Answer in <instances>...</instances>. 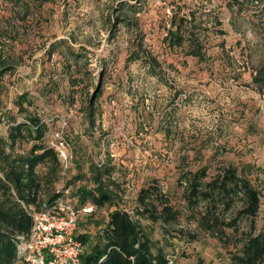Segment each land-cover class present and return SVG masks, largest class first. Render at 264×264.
Returning <instances> with one entry per match:
<instances>
[{
	"label": "rangeland",
	"instance_id": "rangeland-1",
	"mask_svg": "<svg viewBox=\"0 0 264 264\" xmlns=\"http://www.w3.org/2000/svg\"><path fill=\"white\" fill-rule=\"evenodd\" d=\"M226 5L227 0H0V55L15 67L0 72V137H7L13 116L24 119L15 101L26 94L33 103L25 105L29 112L48 126L46 141L71 146L67 168L55 173L51 166L39 167L43 200L61 193L79 206L78 190L94 187L92 166L116 169L115 203L79 221L78 234L90 238L86 251L115 209L134 218L138 194L150 182L157 181L184 209L180 174L204 167L210 181L223 167L247 166L262 194L255 222L264 229V92L253 84L264 63V15L232 18ZM192 13L205 46L203 61L166 42L172 16ZM216 18L221 27L214 25ZM141 42L160 63V78L143 62L130 61ZM68 46L87 58L74 63ZM187 216L172 228L195 235V241L141 220L153 251L162 250L170 264H234L237 249ZM248 231L249 221H243L241 232Z\"/></svg>",
	"mask_w": 264,
	"mask_h": 264
},
{
	"label": "trees",
	"instance_id": "trees-1",
	"mask_svg": "<svg viewBox=\"0 0 264 264\" xmlns=\"http://www.w3.org/2000/svg\"><path fill=\"white\" fill-rule=\"evenodd\" d=\"M226 6L232 18L241 17L248 11L257 16L264 15V0H227ZM30 12L28 8L24 19L28 18ZM192 15V18L178 14L172 16L166 42L173 49H182L186 56L203 61L206 58L205 46L194 30L196 16ZM214 25L221 27L223 22L216 18ZM217 33L226 35L223 30H217ZM6 35L9 33L1 34ZM64 43L54 44L50 54H54ZM67 52L74 63L87 58L72 46L67 47ZM130 61L143 62L152 77L160 78L161 65L157 58L144 50L143 42L139 51L132 53ZM14 68L0 55L2 75ZM253 84L264 92V63L258 68ZM95 100L89 102L87 109L90 119L95 118ZM25 105L30 108L33 103L28 95L23 94L15 101V106L24 119L18 121L13 116L7 137H0V264H17L19 238H28L33 227L32 208L39 211L44 201L62 196L57 193L48 200L42 198L43 183L39 167L51 166L56 173L61 164L56 150L46 141L47 124L41 117L29 112ZM25 144L30 147L24 148ZM115 171V167L108 163L92 166L94 187L78 190L76 194L80 206L90 204L103 208L113 205L118 197L115 189L120 188L113 180ZM249 173L247 166L240 169L231 165L221 168L212 180L207 181L209 174L205 167L181 172L178 182L182 189L180 200L184 203V209L173 204L172 198L157 181L150 182L138 194L134 218L120 208L109 214V220L99 232L96 244L83 255V264H170L162 250L153 251L152 241L140 222L147 220L161 224L168 234L173 231L195 241V235L172 228L180 224L183 213H187L188 221H196L202 232L233 245L237 249L232 255L234 264H264V229L258 230L255 222L262 194L250 180ZM243 221H249L248 232H241ZM78 237L86 245L89 243L87 235L80 234Z\"/></svg>",
	"mask_w": 264,
	"mask_h": 264
},
{
	"label": "built area",
	"instance_id": "built-area-1",
	"mask_svg": "<svg viewBox=\"0 0 264 264\" xmlns=\"http://www.w3.org/2000/svg\"><path fill=\"white\" fill-rule=\"evenodd\" d=\"M171 13V10H169ZM54 58V56H53ZM61 164L67 168L72 159L69 144H52ZM97 209L93 205L76 206L64 196L44 201L39 211L32 208L33 227L18 242L17 264H83L87 245L79 239L78 224L84 215Z\"/></svg>",
	"mask_w": 264,
	"mask_h": 264
},
{
	"label": "crops",
	"instance_id": "crops-1",
	"mask_svg": "<svg viewBox=\"0 0 264 264\" xmlns=\"http://www.w3.org/2000/svg\"><path fill=\"white\" fill-rule=\"evenodd\" d=\"M245 13H250V12L248 11V12H245ZM245 13H243V14L241 15V17L244 16Z\"/></svg>",
	"mask_w": 264,
	"mask_h": 264
}]
</instances>
